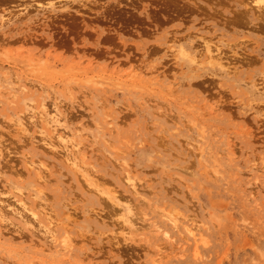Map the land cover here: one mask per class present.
<instances>
[{"label": "rangeland", "instance_id": "obj_1", "mask_svg": "<svg viewBox=\"0 0 264 264\" xmlns=\"http://www.w3.org/2000/svg\"><path fill=\"white\" fill-rule=\"evenodd\" d=\"M0 264H264V0H0Z\"/></svg>", "mask_w": 264, "mask_h": 264}]
</instances>
